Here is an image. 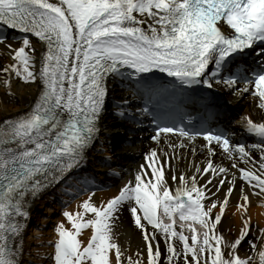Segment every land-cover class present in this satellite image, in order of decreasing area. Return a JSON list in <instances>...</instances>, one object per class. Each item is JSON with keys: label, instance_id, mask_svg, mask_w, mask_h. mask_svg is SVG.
Returning <instances> with one entry per match:
<instances>
[{"label": "snow or ice", "instance_id": "6c2138e0", "mask_svg": "<svg viewBox=\"0 0 264 264\" xmlns=\"http://www.w3.org/2000/svg\"><path fill=\"white\" fill-rule=\"evenodd\" d=\"M3 28L34 34L45 46L40 59L28 35L9 37ZM0 44L13 60L0 68L9 75L4 83L15 73L41 85L28 111L0 121V264H23L31 200L64 184L85 163L98 138L109 79L131 89L140 105L130 106L132 98H123L117 115L133 125L148 118L152 141L169 133L185 138L169 143L172 149L203 137L207 163L196 165L191 176L173 173V186L154 147L145 153L147 168L142 164L134 180L115 194L96 200L92 188L75 209L66 201V220L57 222L56 238L50 241L54 264H264V227L258 226L259 235L247 241L253 255L238 251L253 226L247 214L250 196L264 203V119L242 117L244 129L260 138L247 146L232 143L227 132L207 127L175 103L186 88L218 84L237 94L251 93L264 108V0H0ZM245 49L255 53L250 63L240 60ZM154 70L173 79L161 80ZM213 142L229 153L248 186L240 185L232 209L233 215L241 213L234 238L221 231V221L237 174L214 166ZM252 149H258L259 159ZM237 157L245 166L236 163ZM217 169L223 174L219 178ZM84 183L68 184L65 194L81 195ZM224 185L223 195L217 196ZM125 209L142 231L143 259L139 253L136 259L126 257L116 239L113 229ZM88 228L85 240L81 234Z\"/></svg>", "mask_w": 264, "mask_h": 264}, {"label": "bare ground", "instance_id": "6f19581e", "mask_svg": "<svg viewBox=\"0 0 264 264\" xmlns=\"http://www.w3.org/2000/svg\"><path fill=\"white\" fill-rule=\"evenodd\" d=\"M35 45V58L38 61L40 56L42 55V50L44 49V44L39 41L32 40ZM9 42L13 43L14 46H18L19 42L17 40H9ZM13 62L12 57L10 55V51L5 49L3 44H0V68L6 67L9 63ZM9 79V75L0 71V121H3L7 117H16L19 113H23L28 111L35 99L38 97L40 90V83L37 82H24L21 78L15 75V73L11 74L10 83L5 84L4 81ZM118 84L116 81L111 80L109 82V94L120 97L119 92L117 91ZM10 90V91H9ZM108 96V95H107ZM118 99V98H117ZM239 105L244 108L245 112L251 113L256 119H264V111L261 110L253 99H249L246 102L241 101ZM116 109L112 107V105L107 106L102 113L101 119L99 121V134L96 142H94L91 147L87 150L86 153V161L83 164H89L97 160L96 158L100 156V151L98 150V141L101 142L107 140L112 137L116 140L118 139V135H120L119 130L112 127V125L117 124L118 119L114 115V111ZM109 133V135H107ZM112 134V135H111ZM108 137V138H107ZM178 139L181 138H161L157 143H149V145L143 148V159L138 163V167L142 164L145 165L146 159L145 153H147L151 148H157L159 153V161L164 163L165 167V177L168 179L170 184L174 182L171 180V176L173 173L179 177L180 173H184L187 176H191L195 172V166L199 165L203 168L207 163L208 152L207 147H201L203 142H186L185 147H178L176 149H172L168 147L169 143H178ZM195 149V151H193ZM164 153H167V159H165ZM253 156L259 159V152L254 151ZM213 160V164L215 165H224L225 167H232L233 161L226 159L227 155L221 153L219 150L216 153L212 154L210 157ZM236 163H240V160L236 159ZM145 167H147L145 165ZM234 170V168L232 167ZM217 177L219 178V171L217 169ZM235 173V170L234 172ZM238 174V173H237ZM207 176L208 174H204ZM112 184L104 189H98L94 192V199L103 200L107 197H110L112 194H115L120 186H122L125 182L129 180H134V178L129 177L127 173H122L118 178H111ZM204 177H199L201 182ZM230 176L228 179L230 180ZM244 183L245 190H247L246 182H243L240 178L236 180V188H234L233 193L230 196L229 200V209L226 210L224 218L221 221V231L224 232L227 238H234L238 235V231L240 228V216L241 213L236 211L235 214H232L233 206L235 205L237 199L239 198V187ZM227 185L221 186L220 191L216 193L217 196H222L224 193V188ZM55 185L49 188H46L40 191L35 198L31 200L30 204V217L28 219L26 228L23 233L24 240V255L21 257L23 264H54L53 261V252L54 245L50 243V241L55 240L56 233L54 231L57 222L60 220H66V218L62 215L64 210L65 203L58 209H55L54 214L52 213L51 206L46 204L47 202H51L52 197L51 193L53 192ZM88 191H85L79 196L73 197L71 202L67 205L69 209H75L78 202L84 199L87 195ZM262 199L260 196H250V205L248 208V215L252 217V227L248 236L245 237V240L241 242V245L238 246L239 253L244 255H253V251L251 250L250 244L247 241L252 240L256 236L259 235L258 226L264 227V203H260L259 201ZM46 204L47 210L40 215L38 210V205ZM36 218V221L34 220ZM45 218L46 221L45 222ZM39 225L41 227V233L39 236H35L31 233V231L38 229ZM30 226L32 228H30ZM122 227V228H121ZM114 232L117 233V237L119 236V232L121 229H125L127 232L126 241L124 242V251L125 256H132L133 259L137 258V254H142L141 259L146 256L144 249V242H142L141 237L143 236L142 231L134 225L132 222V218L129 212L125 209L122 211L116 226L114 227ZM188 231V230H187ZM187 235H190V232H187ZM91 229H83L81 238L87 240L90 236ZM116 237V239H117ZM161 249L164 248V242L161 239ZM146 264V261H145Z\"/></svg>", "mask_w": 264, "mask_h": 264}, {"label": "rangeland", "instance_id": "374dc122", "mask_svg": "<svg viewBox=\"0 0 264 264\" xmlns=\"http://www.w3.org/2000/svg\"><path fill=\"white\" fill-rule=\"evenodd\" d=\"M40 210H41V213H42V212H44L46 209L42 207ZM41 213H40V214H41ZM115 226H116V224H115ZM115 226H114V227H115ZM121 228H122V227H121ZM114 229H115V228H114ZM114 229H113V230H114ZM40 231H41V226H39V228L36 229V231H35V230L31 231V233L34 234V237H35V236L37 237V236L40 235V233H41ZM126 237H127V232H126V230H125V229H121L120 232H119V236L117 237V241H118V243H119V245H120L122 251L124 252V254H125V251H124V246H123V244H124V242L126 241ZM141 239H142V242H144V244H145V241L143 240V236L141 237ZM143 247H144V249H145V253H146V245H144Z\"/></svg>", "mask_w": 264, "mask_h": 264}]
</instances>
